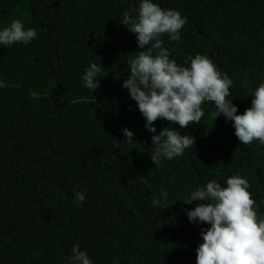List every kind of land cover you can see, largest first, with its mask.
<instances>
[{
  "label": "trees",
  "instance_id": "16d2710c",
  "mask_svg": "<svg viewBox=\"0 0 264 264\" xmlns=\"http://www.w3.org/2000/svg\"><path fill=\"white\" fill-rule=\"evenodd\" d=\"M141 2L0 0V30L19 19L37 33L27 45H0V264H70L76 245L92 264H196L211 225L190 222L201 202L183 200L236 175L264 219V144H241L233 122L211 118L212 102L199 124L145 127L123 84L128 60L147 46L120 23ZM153 2L186 20L178 41L161 36L169 58L190 67L188 57H208L232 80L227 99L243 114L264 83V0ZM92 63L95 91L82 79ZM166 127L195 142L156 167L152 136Z\"/></svg>",
  "mask_w": 264,
  "mask_h": 264
},
{
  "label": "clouds",
  "instance_id": "9594fccd",
  "mask_svg": "<svg viewBox=\"0 0 264 264\" xmlns=\"http://www.w3.org/2000/svg\"><path fill=\"white\" fill-rule=\"evenodd\" d=\"M137 11L135 18L124 12L120 23L136 35L141 49L147 47L128 60L130 76L123 87L137 102L145 127L156 133L154 122L158 119L179 124L181 128L199 124L204 116L202 105L207 101L216 109L211 118L216 121L223 114L233 122L234 134L241 144L251 145L253 141L264 144V83L255 89L251 107L238 115V107L227 99L232 80L226 74L221 75L208 57L199 54L188 57L190 67L180 66L169 58L161 36L167 34L172 41L180 39V30L186 23L181 13L164 9L153 0H142ZM36 36L34 29L25 30L17 19L0 30V45L17 42L27 45ZM100 71L96 63L87 69L82 78L87 89L95 91L100 87V80H95ZM122 131L125 139L133 141L132 131L127 128ZM152 142L155 152L150 156L159 167L162 159L183 155L195 138L166 127L152 136ZM249 188L248 180L236 175L227 179L226 187L212 180L183 200L185 204L201 202L187 213L190 222L211 225L201 232L203 243L197 249L196 264H264V219L258 218L254 210L256 202ZM162 195L165 199L168 196L167 192ZM75 198L82 204L85 195L76 192ZM153 203L159 204V200L154 198ZM72 253L70 264H92L79 245L73 247Z\"/></svg>",
  "mask_w": 264,
  "mask_h": 264
}]
</instances>
